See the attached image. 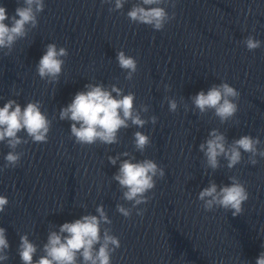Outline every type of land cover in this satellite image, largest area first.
I'll return each instance as SVG.
<instances>
[{"label":"clouds","instance_id":"1","mask_svg":"<svg viewBox=\"0 0 264 264\" xmlns=\"http://www.w3.org/2000/svg\"><path fill=\"white\" fill-rule=\"evenodd\" d=\"M111 3L112 0H105ZM127 0H115L114 8L110 11L121 10ZM168 0H139L127 12V17L133 23L151 26L160 31L174 18L166 11ZM44 0H23V6L15 9V14L8 16L4 6H0V50L7 49L5 55L11 53L15 43L25 38L31 29L38 25V14L44 10ZM174 6V5H173ZM9 21V23H5ZM249 51L261 47V41L248 36L244 42ZM64 47L57 48L55 43L46 46V51L36 66L41 79L49 82L58 81L62 73L64 59L68 56ZM119 67L127 72L126 79L132 80L137 71V61L124 51L117 52ZM86 91L77 92L70 104L62 108L59 113L60 120L71 121V135L80 145H92L97 142L105 145L118 143V133L131 125L143 128L147 120L141 117L140 111L134 106L135 94H124L123 89L112 85L105 88L103 84H87ZM115 93V95H113ZM240 93L227 82L213 85L207 92L200 91L192 97V104L200 114L212 111L221 123L231 119L238 111ZM169 110L176 112L177 102L168 101ZM147 112V106H142ZM152 124L157 117H150ZM51 128V121L41 111L39 101L28 102L23 108L15 100H8L0 107V142H7L11 149L5 156V167H16L22 153L16 151L17 147L28 141L19 133L22 131L34 143H46ZM151 143L148 135L137 131L134 133L135 148L143 152ZM261 141L250 135H243L231 144L223 133L217 129L209 132V138L199 145L203 152L206 167L218 169L220 158L227 161V168L232 169L242 161V154L247 153L249 163L255 165L256 157L264 158V149L258 148ZM120 155L128 156V152ZM119 155L109 156L108 160L115 165ZM134 159V158H133ZM165 176L164 169L152 159L133 162L124 159L120 163L119 171L113 179L123 190L122 199L130 202L131 207L117 204L116 210L125 218L132 215L137 209V215L142 216L143 211L138 206L148 203L150 197L147 193L156 186V179ZM230 184L218 186L214 181L203 188L198 194L205 211L222 208L231 212L232 216H239L243 212V205L249 199V193L244 184L235 176L229 177ZM9 201L6 196L0 195V213L4 212ZM97 215H84L73 222L63 223L59 231H50L47 243L43 245V255L34 260L38 248L29 240L27 234L20 236L17 249L22 264H111L112 253L120 247V240L111 234V229L102 227L111 225L105 208L100 205L96 208ZM98 246V247H97ZM10 248L6 237V229L0 227V261H6ZM256 264H264V252L256 259Z\"/></svg>","mask_w":264,"mask_h":264},{"label":"water","instance_id":"2","mask_svg":"<svg viewBox=\"0 0 264 264\" xmlns=\"http://www.w3.org/2000/svg\"><path fill=\"white\" fill-rule=\"evenodd\" d=\"M248 36L260 40L261 47L249 51L243 43ZM222 82L240 93L238 111L224 123L211 111L209 132L217 129L229 144L250 135L264 149V0L221 1L213 85ZM242 157L232 169L221 157L215 171L205 160L201 190L212 181L228 185L235 176L249 199L235 217L222 208L205 211L199 201L187 264H256L264 252V158L257 156L252 165L247 153Z\"/></svg>","mask_w":264,"mask_h":264}]
</instances>
